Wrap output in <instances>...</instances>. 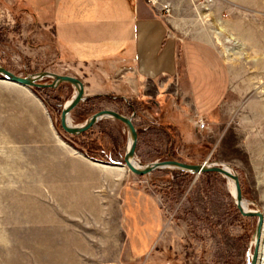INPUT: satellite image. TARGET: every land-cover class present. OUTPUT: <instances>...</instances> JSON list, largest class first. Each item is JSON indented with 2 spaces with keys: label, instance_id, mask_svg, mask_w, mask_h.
<instances>
[{
  "label": "rangeland",
  "instance_id": "rangeland-1",
  "mask_svg": "<svg viewBox=\"0 0 264 264\" xmlns=\"http://www.w3.org/2000/svg\"><path fill=\"white\" fill-rule=\"evenodd\" d=\"M155 2L170 6L166 15L176 11L183 20H197L225 55L230 91L214 112H200L181 89L157 83L133 92L113 73L106 77L96 67L74 64L59 52L53 28L14 0H0V64L22 76L51 71L79 77L87 98L72 111L73 124L102 109L132 116L141 167L165 159L227 165L239 176L250 210L264 212V0ZM75 90L68 82L55 88L0 83V264L58 258L64 252L59 241L68 239L70 228L82 231L92 221L69 217L76 203L59 201L55 192L63 142L113 165L109 169L122 173L125 184L152 192L166 217L152 250L163 260L159 264H249L258 217L241 214L229 179L177 168L133 173L123 167L130 142L123 122L103 118L77 135L61 127V111ZM262 238L263 232L257 264H264Z\"/></svg>",
  "mask_w": 264,
  "mask_h": 264
},
{
  "label": "crops",
  "instance_id": "crops-1",
  "mask_svg": "<svg viewBox=\"0 0 264 264\" xmlns=\"http://www.w3.org/2000/svg\"><path fill=\"white\" fill-rule=\"evenodd\" d=\"M14 1L53 28L59 52L71 62L96 67L106 77L113 73L118 84L133 92L157 83L160 88L181 89L202 113L214 112L228 96L230 68L218 44L197 20H183L176 11L175 16L166 15L165 3ZM60 148L64 160L55 192L59 201L76 203L75 213L69 217L92 221L86 222L82 231L70 228L68 239L62 238L58 244L64 252L43 264L162 262L152 250L162 235L166 217L152 192L125 184L122 173L65 142ZM109 185L111 193L105 191Z\"/></svg>",
  "mask_w": 264,
  "mask_h": 264
},
{
  "label": "water",
  "instance_id": "water-1",
  "mask_svg": "<svg viewBox=\"0 0 264 264\" xmlns=\"http://www.w3.org/2000/svg\"><path fill=\"white\" fill-rule=\"evenodd\" d=\"M45 77H52L53 81L51 83L39 82ZM0 78L7 79L10 82L28 88L29 87L55 88L58 87L62 82L71 83L76 90L73 97L64 105L61 111V118H60L61 127L67 133L77 135L88 131L103 118L111 117L123 122L129 130V135L131 140V144L127 148V151L125 153L123 166L127 167L130 171H132L137 175H146L157 169L177 168L180 170L193 172L195 174L213 171L234 178L236 183V198H237L236 204L239 211L244 216L258 217L257 227L252 240V243L254 244V251L253 254L251 255L249 264L258 263V259L260 255L261 236L264 227V212L259 210L246 211L243 208L242 206L243 191H242L240 178L235 172H232L231 170L227 169L224 164L221 165L219 163L208 164L207 162L201 164H192V163L180 161L178 159H165V160H156L142 167L137 166L136 164H134V161H135L136 149L138 144V130L136 128L132 116L125 115L114 109H102L91 115L83 124L75 125L69 122V119H71L72 111L78 106L80 102L84 101L87 98L85 84L82 81V79H80L79 77L73 75L58 74L51 71H42L36 74L22 76L16 74L15 72L7 69L6 67L0 64Z\"/></svg>",
  "mask_w": 264,
  "mask_h": 264
},
{
  "label": "bare ground",
  "instance_id": "bare-ground-1",
  "mask_svg": "<svg viewBox=\"0 0 264 264\" xmlns=\"http://www.w3.org/2000/svg\"><path fill=\"white\" fill-rule=\"evenodd\" d=\"M0 80H4V82L6 81L7 83H11V84H15V85H19V84H16V83H13V82H10L9 80H7V79H3V78H0ZM19 86H21V85H19ZM23 87V86H22ZM69 122L70 123H72V120L71 119H69ZM130 144H131V140H130V142H129V146H130ZM128 146V147H129ZM134 164H136L137 166H140V164L138 163V162H136V161H134ZM111 166V165H110ZM113 166V165H112ZM124 167V166H123ZM225 167L227 168V169H229V170H231L232 172H233V170L232 169H230V167H228L227 165H225ZM121 169V168H120ZM228 179H229V183H230V185H232V187H231V189H232V191H233V195L235 196V198H236V183H235V180H234V178H232V177H230V176H226ZM234 182V183H233ZM237 199V198H236ZM242 206H243V208L246 210V211H250V205L248 206V203H247V201L246 200H243L242 201ZM262 232H263V238H262V248H261V253L263 254H261V260H263L264 259V227H263V230H262ZM260 264V263H259Z\"/></svg>",
  "mask_w": 264,
  "mask_h": 264
},
{
  "label": "built area",
  "instance_id": "built-area-1",
  "mask_svg": "<svg viewBox=\"0 0 264 264\" xmlns=\"http://www.w3.org/2000/svg\"><path fill=\"white\" fill-rule=\"evenodd\" d=\"M163 8H164V10H165L167 13H169L170 10H171L169 5H164ZM199 124H200V127H202V128H204V127L206 126V123H205V121H204L203 119H200Z\"/></svg>",
  "mask_w": 264,
  "mask_h": 264
},
{
  "label": "trees",
  "instance_id": "trees-1",
  "mask_svg": "<svg viewBox=\"0 0 264 264\" xmlns=\"http://www.w3.org/2000/svg\"><path fill=\"white\" fill-rule=\"evenodd\" d=\"M40 88H44V87H40ZM88 155V154H87ZM88 156H90V155H88ZM92 159H95L94 157H92V156H90ZM182 172H186V173H188L189 171H185V170H181Z\"/></svg>",
  "mask_w": 264,
  "mask_h": 264
}]
</instances>
